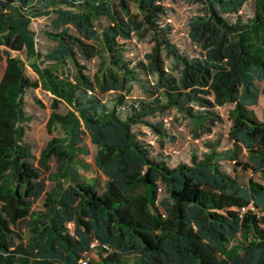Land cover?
Returning a JSON list of instances; mask_svg holds the SVG:
<instances>
[{
  "label": "trees",
  "instance_id": "16d2710c",
  "mask_svg": "<svg viewBox=\"0 0 264 264\" xmlns=\"http://www.w3.org/2000/svg\"><path fill=\"white\" fill-rule=\"evenodd\" d=\"M167 1L178 0H0V264H264V116L252 109L264 0H181L197 9L190 50L173 41ZM42 18L56 43L44 55L32 30ZM133 40L152 45L144 60L129 57ZM37 90L57 133L38 159L24 128ZM225 107L226 135L214 131ZM169 119L203 142L189 163L165 153ZM225 164L261 178L243 184Z\"/></svg>",
  "mask_w": 264,
  "mask_h": 264
},
{
  "label": "rangeland",
  "instance_id": "374dc122",
  "mask_svg": "<svg viewBox=\"0 0 264 264\" xmlns=\"http://www.w3.org/2000/svg\"><path fill=\"white\" fill-rule=\"evenodd\" d=\"M166 6L173 11L170 12L167 22L173 26V41L174 43L178 44L181 50H190L191 49V41L188 38L190 26L189 21L192 17L197 14V9L195 6L189 5L181 0L177 2L167 1L165 2ZM251 3H248L244 9L240 12V14L244 17H249L252 15L251 11ZM230 22H233L235 16L227 17ZM50 26V19L42 18L37 19L32 24V30L36 34V42L37 48L40 54L44 55L49 50L54 48L55 42L46 39L44 34L49 30ZM129 57L134 59V61L144 60V57L147 53L152 50V45L145 42L140 43L136 40L130 41L129 43ZM14 56H20L17 53H13ZM24 59L22 56H20ZM25 60V59H24ZM6 67V57L3 54V49H0V79L3 76L4 70ZM90 72L93 74L97 67V61H92L88 64ZM27 76L35 80L37 79V75L33 72L30 67H27ZM48 93L42 92V90L37 91H30L25 97V110L28 116L31 117V121L24 125L25 128V140L28 144L31 145L33 148L34 155L36 159L40 157L41 151L44 149L46 144L56 136V132L50 133L48 130V123L51 116L50 110V102H49ZM132 97L139 98L141 97V93L135 89ZM36 99H39L45 105V108L40 107L36 103ZM230 107L220 108L219 112L222 117V123L218 124L214 131L220 134L226 135L230 128V121L228 119V111ZM256 115L262 119L264 116V94L261 93L260 101L257 107H253ZM169 130L176 135L177 141L175 143H169L165 146V153H167L172 158V165L175 166L178 163H185L190 162V154L192 151H202L203 142L202 141H193L188 128L186 127V123L183 122L182 124H174L169 119ZM147 141L152 140L151 135L147 130ZM153 143V142H151ZM156 145V144H153ZM224 146H229L228 143H224ZM90 149L92 155L88 158H85L86 161L89 163H93V154L96 153V148L90 144ZM246 151H244L241 161H246ZM37 164V162H36ZM224 168L232 175H236L239 178V181L243 184H248L251 179L256 181L260 180V175L258 173H254L252 170L245 171L242 168H238L237 172L235 173L232 169L231 164H225ZM83 177H94L99 179L101 184L105 183V177L100 173H93L87 174L86 172H81ZM44 175V174H43ZM51 183L49 182V185ZM42 207V203L36 205V209H40ZM73 229V226H71ZM92 258L97 259L96 252L91 254Z\"/></svg>",
  "mask_w": 264,
  "mask_h": 264
},
{
  "label": "built area",
  "instance_id": "2783aa9c",
  "mask_svg": "<svg viewBox=\"0 0 264 264\" xmlns=\"http://www.w3.org/2000/svg\"><path fill=\"white\" fill-rule=\"evenodd\" d=\"M242 212H246V209H243ZM95 246H98V244L95 243V244H94V247H95ZM104 248H105V249H108V247H106V246H104ZM86 263H87V262H83V264H86Z\"/></svg>",
  "mask_w": 264,
  "mask_h": 264
},
{
  "label": "crops",
  "instance_id": "0c3cea01",
  "mask_svg": "<svg viewBox=\"0 0 264 264\" xmlns=\"http://www.w3.org/2000/svg\"><path fill=\"white\" fill-rule=\"evenodd\" d=\"M253 109V108H252Z\"/></svg>",
  "mask_w": 264,
  "mask_h": 264
}]
</instances>
